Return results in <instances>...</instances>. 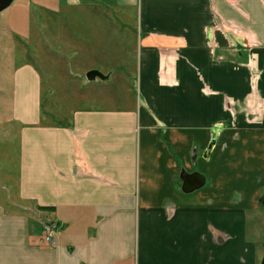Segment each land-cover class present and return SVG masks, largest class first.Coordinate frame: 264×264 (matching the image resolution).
I'll return each mask as SVG.
<instances>
[{
  "label": "crops",
  "instance_id": "0c3cea01",
  "mask_svg": "<svg viewBox=\"0 0 264 264\" xmlns=\"http://www.w3.org/2000/svg\"><path fill=\"white\" fill-rule=\"evenodd\" d=\"M115 1L135 12L133 104L48 122L42 77L13 76L32 211L0 204V264H264L247 223L264 198V0Z\"/></svg>",
  "mask_w": 264,
  "mask_h": 264
},
{
  "label": "rangeland",
  "instance_id": "374dc122",
  "mask_svg": "<svg viewBox=\"0 0 264 264\" xmlns=\"http://www.w3.org/2000/svg\"><path fill=\"white\" fill-rule=\"evenodd\" d=\"M134 29L133 8L120 9L115 0H14L0 12V204L7 212L31 210L17 198L14 74L31 67L42 77L41 115L48 122L65 123L75 109L133 104ZM90 70L114 73L107 81L88 83ZM247 223L249 238L264 255V207Z\"/></svg>",
  "mask_w": 264,
  "mask_h": 264
},
{
  "label": "water",
  "instance_id": "95a60500",
  "mask_svg": "<svg viewBox=\"0 0 264 264\" xmlns=\"http://www.w3.org/2000/svg\"><path fill=\"white\" fill-rule=\"evenodd\" d=\"M13 2L14 0H0V12L7 9ZM85 78L88 82H91L95 80L96 78H98L99 80H106L108 76L101 74L97 70H90L85 74ZM262 206L264 207L263 203H262ZM263 262H264V259H263Z\"/></svg>",
  "mask_w": 264,
  "mask_h": 264
},
{
  "label": "built area",
  "instance_id": "2783aa9c",
  "mask_svg": "<svg viewBox=\"0 0 264 264\" xmlns=\"http://www.w3.org/2000/svg\"><path fill=\"white\" fill-rule=\"evenodd\" d=\"M43 240L49 245L55 244L56 226L52 223L43 225Z\"/></svg>",
  "mask_w": 264,
  "mask_h": 264
},
{
  "label": "flooded vegetation",
  "instance_id": "af4514ba",
  "mask_svg": "<svg viewBox=\"0 0 264 264\" xmlns=\"http://www.w3.org/2000/svg\"><path fill=\"white\" fill-rule=\"evenodd\" d=\"M262 203L264 204V198H262Z\"/></svg>",
  "mask_w": 264,
  "mask_h": 264
},
{
  "label": "trees",
  "instance_id": "16d2710c",
  "mask_svg": "<svg viewBox=\"0 0 264 264\" xmlns=\"http://www.w3.org/2000/svg\"><path fill=\"white\" fill-rule=\"evenodd\" d=\"M41 209H44V208H41Z\"/></svg>",
  "mask_w": 264,
  "mask_h": 264
}]
</instances>
